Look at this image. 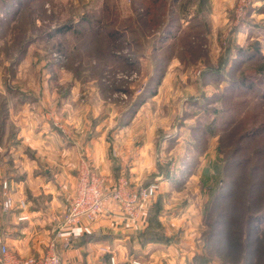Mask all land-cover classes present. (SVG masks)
Masks as SVG:
<instances>
[{
    "label": "rangeland",
    "instance_id": "obj_1",
    "mask_svg": "<svg viewBox=\"0 0 264 264\" xmlns=\"http://www.w3.org/2000/svg\"><path fill=\"white\" fill-rule=\"evenodd\" d=\"M237 3L238 0H234V5L228 7L222 18L213 19L209 0H182L181 6L190 10L194 24L202 26L199 31L203 32V38L200 46L196 42L190 44L193 50L187 44L178 43L172 47H163V63L157 68L159 72L155 78L153 75L157 63L150 52L151 44L161 27L149 32L145 38L143 53L139 54L136 44L139 37H142L139 15L142 13L145 16L139 0H134L133 3L132 0H116V14L119 18L115 21V26L123 23L126 25L125 19H130L134 22L130 24L138 34L127 32L129 36L119 35L112 41L114 49L118 53L128 54L129 59L120 58L113 65L104 66L103 71L100 70L101 80L98 79L99 75L86 66L78 69L74 68V62L68 66L55 62L51 54L56 48L53 49L52 44L51 48H47V44L40 40L30 44L23 60L14 66L11 63L17 51L9 55L6 54L7 51L0 53V100L13 104L18 96L23 99L26 97L27 100H33V94L43 99L46 96L45 101H40V106L51 115L53 110L56 111L59 123L66 126H70L72 122L64 120L69 119V116L66 114L68 110L62 111V108L72 107L79 113L81 124L91 125L96 121L103 124L101 130L108 128L106 140L110 144L109 149L112 146L110 151L117 154L121 147L128 150L131 153L127 157L129 162L141 155V152H134L136 147L148 145L146 149L140 148L144 158L136 160L138 171L142 170L140 178H133L129 165V174H124L134 185L152 176L160 177L159 189L151 203L161 201L162 218L172 215L177 227L174 228L176 233L171 236H177L180 241L177 239V244L172 246V253H165L164 256L156 253L153 247L140 253L139 251H143V241L136 240L131 244L128 241L127 256L119 258L117 264H131L129 261L133 258L140 260L141 264H178V256L174 260L171 258L176 255L175 252L189 254L188 259L181 261L183 264H191L195 254L201 255L206 251L203 232L209 234L216 218L213 216L207 219V207L213 193L223 187L221 169L225 161L238 156L240 151L237 144L241 142L240 154L245 160L252 158L257 148L264 149V133L258 132L251 138L248 134L254 127L264 124V96H261L264 94V0L254 12L249 9L244 19L238 18ZM103 4L104 0H54L53 7L49 2L45 3V7L48 13L55 11L56 17L52 20L54 26L65 20L78 21L79 16L93 8L99 9ZM41 22L37 19L38 25ZM181 23L183 24L182 21ZM128 37L131 40L133 38L132 44L126 41ZM178 40L174 39L175 42ZM104 45L106 46L105 41ZM83 47L87 49L85 45ZM80 50L73 52L71 56L76 64L82 60L78 55ZM53 61L54 64L51 63ZM103 62L108 61L105 59L101 63ZM255 77L259 81H252ZM151 79H157V82L151 85ZM243 80L249 81L242 86H235L233 91H226L229 83ZM149 84L151 91L148 94L151 95L126 121L131 123L125 128L122 137L118 138V126H122L121 113L146 86L150 87ZM9 88L16 92H11ZM71 94H74V100H70ZM53 118L48 119L51 124ZM7 125L6 123V131L4 128L5 134L0 144L4 150V141L11 133ZM114 144L117 149H113ZM120 156L114 158L120 161ZM257 162L261 164L259 172L263 175L264 183V157H253L246 167L236 169L232 165L229 170L233 175L242 174L247 181L252 182L255 175L251 168ZM260 192L259 195L264 193V187ZM260 197L262 203H258V207L254 204L253 209L247 208L249 210L244 213V216H262L257 221V229L260 230L252 231L249 227L251 219L248 218V225L246 222L244 226L233 223L232 228L238 234L230 233L231 236H228L233 245L225 252L226 257L230 256L227 257L229 261L224 263V259L215 255L210 260L211 264H241L244 254L257 248L260 240L262 244L257 249L258 253L253 250L252 264H264V214L260 213L264 194ZM8 211L0 207V230L5 222L9 223L11 220ZM159 220L166 233L164 222ZM206 220L211 226L206 225ZM220 232L223 234L222 230ZM224 239L220 237L219 240ZM131 254L134 256H130Z\"/></svg>",
    "mask_w": 264,
    "mask_h": 264
},
{
    "label": "crops",
    "instance_id": "obj_2",
    "mask_svg": "<svg viewBox=\"0 0 264 264\" xmlns=\"http://www.w3.org/2000/svg\"><path fill=\"white\" fill-rule=\"evenodd\" d=\"M181 1H178L177 7L180 11V21L186 26L193 16L190 10L182 8ZM209 1L210 14H214L213 19L222 18L227 13L228 7L234 5V0ZM260 3H263V0H255L251 7L252 12ZM33 95V100L18 96L15 97L13 104H10V101L6 102L9 113L7 126L11 133L4 141L5 150L0 146V200L2 199L0 207L7 197L12 198L16 205L8 211L11 216L10 222H5L0 230V244H7L10 250L22 256H38L46 251L53 229L67 212L82 162L85 161L106 176L108 180L106 191H109L119 177L125 175L124 173L129 174L128 165L133 178H140L142 170L138 171L139 165L136 160L144 158L142 149L148 148V145L136 147L134 152L138 151V154L141 152V155L129 162L127 157L131 153L128 150H123L121 147L117 154L110 151L112 146L109 149L110 144L106 140L108 128L101 130L102 123L95 121L91 125L81 124L79 113L72 107H64L62 111L67 109L66 114L69 116V119L64 120L71 121L72 124L70 126L61 124L60 118L55 114L56 111H52L53 115L46 113L39 104L43 98ZM44 99L47 97L44 96ZM74 99V94H71L70 100ZM57 108L59 111V107ZM51 117H54L52 124L48 120ZM130 123L127 122L122 126L117 124L118 138L122 137ZM5 131L0 138V144ZM114 146L113 149H117L116 144ZM118 155H121L120 161L114 158ZM4 182L7 183L6 187ZM44 187H49V190H44ZM20 200H26L23 211L18 205ZM105 205L104 210H101L93 220L85 219L76 226L66 228L65 235L73 234L75 239L72 247L62 251L64 264H111L112 255H115L119 263V258L127 256L128 241L131 244L136 240L143 241L141 245L143 251H139L140 253L151 247L161 256L172 253L173 244H177V236L175 238L172 236L174 239L168 242L143 239L142 234L148 224L147 215L152 203H149L133 221L119 215V206L113 199L107 198ZM21 213H26L29 218L21 220L19 218ZM171 216L162 218V215H159L169 236L176 233L174 228L177 227ZM101 247H107L109 251L105 252ZM175 253L176 255L172 254L171 258L174 260L178 256L180 259L178 264H183L181 260L190 257L187 253ZM191 264H201L196 261V254Z\"/></svg>",
    "mask_w": 264,
    "mask_h": 264
},
{
    "label": "trees",
    "instance_id": "obj_3",
    "mask_svg": "<svg viewBox=\"0 0 264 264\" xmlns=\"http://www.w3.org/2000/svg\"><path fill=\"white\" fill-rule=\"evenodd\" d=\"M134 0H132L133 3ZM179 0H139V4L143 6L144 15L140 13L141 20L139 21L142 31V37H139L136 43L139 49V54L143 53L145 44V38L153 32L158 26H160L159 34L153 40L151 44L152 59L157 63L156 72L153 75L155 78L157 75L158 67L163 63L162 48L172 47L175 43L182 45H189L191 48L194 42L200 46V40L203 38V32L200 33L199 28L194 24V18L186 26L180 21V11L178 10ZM49 2L51 6H54V0H0V53L7 51V55L17 51L14 60L11 65H17L28 52L30 44L36 40H40L47 44V48H56V51L51 54L55 62H59L61 65H71L74 62V68L85 67L88 70H93L96 75H101L100 70L103 71L104 66L113 65V62L117 59H129V55L125 53H118L112 41L119 35L138 34L137 30L130 19H125L127 24L121 26H115V21L119 18L118 7L116 6V0H104V4L99 9H91L79 16V20L57 22L53 26L52 20L56 17L55 11L47 12L45 3ZM250 8V12H251ZM142 11V12H143ZM37 19L41 20V24H37ZM69 20V19H68ZM124 20V19H123ZM141 22L143 25H141ZM129 36V35H128ZM72 37V38H71ZM174 39H179L174 41ZM106 42V46L104 45ZM127 42H133L130 37ZM73 43V44H72ZM52 44V45H51ZM51 45V46H50ZM83 45L87 47L84 49ZM81 49V50H80ZM80 50L81 61L78 64L75 63V59H71L73 52ZM193 50V47L190 49ZM241 53V52H240ZM242 55V53H241ZM262 55V54H260ZM184 58L183 56H180ZM186 57V56H185ZM108 62H103L102 61ZM68 60V61H67ZM51 63H55V62ZM139 61V58H138ZM65 63V64H64ZM211 73V72H208ZM215 75L214 73H212ZM101 80V76L98 77ZM249 80H243L237 83L233 81L226 86V91H233L235 86H242ZM252 81H259L258 77L252 78ZM153 82H157V79H151V85ZM150 85V84H149ZM151 85L146 86L144 90L137 95L131 105L122 112L120 123L126 124L133 113L138 109L140 105L151 95L148 94L151 91ZM9 88L8 90H10ZM15 92L14 90H10ZM233 96L232 94H227ZM261 95V94H259ZM225 96V95H223ZM261 96H264L262 94ZM255 97H258L257 95ZM241 104V103H240ZM234 110V109H233ZM237 114V113H236ZM8 106L6 101L0 100V138L4 131L5 125L8 119ZM221 115V114H220ZM219 115V116H220ZM243 119V118H242ZM264 133V124L254 127L248 134L250 138L256 133ZM241 153L242 142L237 144ZM238 154L236 157H230L228 161L222 166L221 172L223 174V187L219 188L213 193L212 200L207 207V219L216 216L213 220V229L209 234L203 232V238L206 241V253L196 255V261L201 264H211L210 260L212 256H217L223 260V262L229 261L226 257V249L233 245L229 242V237L234 234L232 225L237 223L239 226H244L245 222L252 231L257 229V221L262 218L258 215L244 216L246 210L253 209L252 206L258 207V203H262V198L259 195L264 187L261 171V164L257 162L252 166V172L255 175L254 181H247L242 174L233 175L229 167L235 166L238 169L240 166L246 167L248 161H252L253 157H264V149L259 147L255 150L253 157L245 158ZM234 199H233V198ZM249 208V209H247ZM150 209V208H149ZM162 204L160 200H157L152 205V208L148 211L147 215V227L144 231L143 239L145 241L163 240L171 241L172 236L167 235L164 232V228H161V221L159 220ZM260 210V213L264 214V204ZM252 213V212H251ZM210 225V222L206 220V225ZM223 231L221 234L220 231ZM230 233H232L230 235ZM253 233V232H252ZM229 236V237H228ZM220 237L225 238L219 240ZM215 239V240H214ZM218 241V242H216ZM219 243V244H217ZM262 244V240L258 245ZM257 248H252L244 254L243 262L241 264H252L253 250L256 253ZM216 247V249H215ZM215 249V251L213 250ZM251 253V254H250ZM262 254H264L262 249ZM211 255V256H210Z\"/></svg>",
    "mask_w": 264,
    "mask_h": 264
},
{
    "label": "built area",
    "instance_id": "obj_4",
    "mask_svg": "<svg viewBox=\"0 0 264 264\" xmlns=\"http://www.w3.org/2000/svg\"><path fill=\"white\" fill-rule=\"evenodd\" d=\"M255 0H238L236 12L239 19H244L249 9L254 5ZM154 180L143 186L132 184L125 175L119 177L113 188L106 191L105 175L99 173L85 161L82 162L77 175L75 191L71 198L67 212L61 222L53 229L46 251L38 256H22L10 250L7 244H0V264H64L62 251L70 248L74 244L75 235H65L66 228L76 226L82 220H93L96 215L104 210L107 198L113 199L119 206V215L128 220H136L159 189V176H154ZM7 183L4 182V187ZM131 185H134L130 188ZM49 190V187H44ZM20 204V205H19ZM19 207L23 211L26 202L21 200ZM4 210H12L16 205L12 198L7 197L3 201ZM21 220L28 219L26 213H21ZM1 226V223H0ZM71 230V229H70ZM108 252L107 247H101ZM111 264L117 263L115 255L110 257ZM131 264H141V261L133 258L129 261ZM79 264V263H76Z\"/></svg>",
    "mask_w": 264,
    "mask_h": 264
},
{
    "label": "water",
    "instance_id": "obj_5",
    "mask_svg": "<svg viewBox=\"0 0 264 264\" xmlns=\"http://www.w3.org/2000/svg\"><path fill=\"white\" fill-rule=\"evenodd\" d=\"M154 179H155L154 176L149 177V178H147V179H145V180L143 181L142 185L145 186V185H147L148 183L152 182Z\"/></svg>",
    "mask_w": 264,
    "mask_h": 264
}]
</instances>
